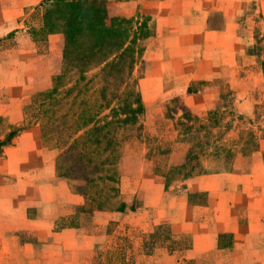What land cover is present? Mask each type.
Here are the masks:
<instances>
[{"label": "rangeland", "instance_id": "rangeland-1", "mask_svg": "<svg viewBox=\"0 0 264 264\" xmlns=\"http://www.w3.org/2000/svg\"><path fill=\"white\" fill-rule=\"evenodd\" d=\"M43 1L33 0L32 4L25 5L22 0H0V5L12 6L9 3L13 2L17 5L16 13L0 23V139L4 138L11 125L27 123L24 106L29 95L49 87L51 77L61 67V50H54L57 42L63 41L62 35L49 34L42 43L37 44L29 32L30 27L37 26L36 23L40 21L39 11ZM155 1L159 3L154 6L137 5L135 9L134 0L133 8L127 11L128 17L145 22L152 34L143 40V62L135 69V74L140 77L138 87L145 106L140 119L141 137H137V130L129 133L123 141L118 164L119 198L122 202V176L150 173L158 178L165 193H172L182 188L180 183L189 177L230 172L235 158L258 150L260 139L264 137V0ZM58 60L59 68L52 72ZM179 93L181 95H176ZM188 93L208 97V105L218 100V106H225L222 108L226 114L222 119L223 127L225 125L222 143L235 151V158L231 169H218L216 162L209 161L205 172L167 178L169 166L178 164L172 163V159L177 158L171 155L172 145L184 143L188 148L180 134L192 123L181 118L183 111L178 109ZM222 93L227 94L225 99L221 98ZM216 108L203 107L188 111L191 115L205 118L209 111ZM252 138L255 141H251ZM247 141L250 147L255 142L256 148L249 150ZM40 142L44 150L54 155L55 165L56 151L44 146L41 132ZM158 145L169 148V153L158 155L157 150L153 149L152 154H148L150 148ZM55 172L56 176L67 180L72 187L73 182L59 175L56 165ZM3 177L6 176L0 174L1 198L10 188ZM142 195L136 193L133 207L144 203V199L140 198ZM204 198V194L200 193L189 195L192 204ZM3 203L2 198L1 207H4ZM35 213L36 210H28L30 216ZM64 213L56 221V229L88 226L92 222V213L80 212L77 207L66 208ZM16 216L19 219L20 213ZM10 223L14 224L12 221ZM10 223L0 221L1 231L8 229ZM117 223L110 221L105 226L107 231L116 230L118 233L109 240L98 241L95 261L98 264H146L143 258L137 256L135 241L119 234ZM100 229L102 226L97 225V232ZM169 234L167 226H160L154 232L145 234L142 251L148 253L156 245H163ZM20 245V241L16 244L12 238L9 240L8 235L0 239V264H10L15 260L17 264L23 263L26 256Z\"/></svg>", "mask_w": 264, "mask_h": 264}, {"label": "crops", "instance_id": "crops-1", "mask_svg": "<svg viewBox=\"0 0 264 264\" xmlns=\"http://www.w3.org/2000/svg\"><path fill=\"white\" fill-rule=\"evenodd\" d=\"M22 1L25 5L33 3ZM132 1L107 0L109 14L128 17ZM135 3L136 9L137 5L154 6L159 2ZM9 4L13 5H0V23L17 11L14 2ZM61 43L57 42L54 51L59 52ZM58 68L59 60L52 72ZM193 96L185 94L178 109L193 112L219 105L218 100L208 105V97ZM186 147L184 143L172 145L171 155L177 157L172 159L173 164L183 161ZM263 156L264 137L258 150L235 158L230 172L189 177L180 183L182 188L172 193H165L164 186L150 173L122 176L121 196L125 202L122 211H95L88 226L56 229V221L66 208L83 204L84 198L72 190L67 180L56 176L54 155L42 148L39 126L32 125L15 137L0 157V174L6 176L3 179L10 187L2 197L0 221L14 222L4 232L0 229V239L8 235L16 244L20 241L26 256L21 264H98L96 244L118 233L105 227L110 221H117L119 234L135 241L137 256L146 264H264ZM136 193H143L140 198L144 203L133 207ZM191 193L204 194L205 198L192 204ZM2 198L0 194V202ZM28 210H36L35 215H28ZM97 225L102 230L97 232ZM160 226L168 227L169 238L145 253L144 235ZM10 264H17L16 260Z\"/></svg>", "mask_w": 264, "mask_h": 264}, {"label": "trees", "instance_id": "trees-1", "mask_svg": "<svg viewBox=\"0 0 264 264\" xmlns=\"http://www.w3.org/2000/svg\"><path fill=\"white\" fill-rule=\"evenodd\" d=\"M39 20L29 31L37 44L49 34L62 35L61 67L49 87L29 95L24 106L28 121L10 126L0 139V157L23 130L38 124L44 146L56 151L58 174L70 179L73 190L84 197L77 209L122 211L118 164L129 133L137 130L141 137L145 107L135 69L143 62V40L152 30L132 17L110 15L107 0H44ZM226 96L221 94L222 99ZM222 108L205 118L181 108V118L192 123L180 134L188 148L181 163L169 166L167 178L205 172L209 161L218 169L232 168L235 151L222 143ZM254 143L250 147L247 141L249 150L256 148ZM153 149L158 155L169 153L158 145L148 154Z\"/></svg>", "mask_w": 264, "mask_h": 264}]
</instances>
